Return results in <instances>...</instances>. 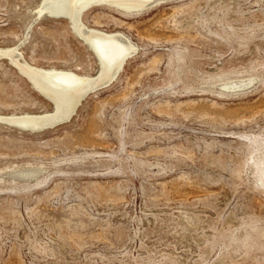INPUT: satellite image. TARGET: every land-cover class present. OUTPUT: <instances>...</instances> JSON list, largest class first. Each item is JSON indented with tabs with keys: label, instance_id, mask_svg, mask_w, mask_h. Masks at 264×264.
<instances>
[{
	"label": "rangeland",
	"instance_id": "obj_1",
	"mask_svg": "<svg viewBox=\"0 0 264 264\" xmlns=\"http://www.w3.org/2000/svg\"><path fill=\"white\" fill-rule=\"evenodd\" d=\"M42 5L0 0V48L95 77L93 49ZM129 11L83 7L133 52L52 124L2 118L55 106L0 56V264H264V0Z\"/></svg>",
	"mask_w": 264,
	"mask_h": 264
},
{
	"label": "bare ground",
	"instance_id": "obj_2",
	"mask_svg": "<svg viewBox=\"0 0 264 264\" xmlns=\"http://www.w3.org/2000/svg\"><path fill=\"white\" fill-rule=\"evenodd\" d=\"M106 1L114 3L124 10H143L160 0H43L39 12L64 14L73 23L76 32L97 53L100 62L98 74L93 77L80 76L71 70L63 69H39L21 62L15 48H0V56L4 54L9 61L28 76L37 89L45 92L50 98L59 104L60 110L35 115H20L2 117L10 122L22 124L50 123L53 120H62L66 117L76 101L83 96L86 87H100L117 74L126 56L132 51L133 46L120 33H103L90 30L79 19L81 10L92 2ZM85 9V8H84ZM131 12V11H129ZM135 52V51H134ZM20 71V72H21ZM29 79V80H30ZM95 85V86H93ZM41 92V91H40ZM83 94V95H82ZM45 95V94H44Z\"/></svg>",
	"mask_w": 264,
	"mask_h": 264
},
{
	"label": "water",
	"instance_id": "obj_3",
	"mask_svg": "<svg viewBox=\"0 0 264 264\" xmlns=\"http://www.w3.org/2000/svg\"><path fill=\"white\" fill-rule=\"evenodd\" d=\"M91 47V46H90ZM92 48V47H91ZM93 49V48H92ZM94 51V50H93ZM95 55L97 56L98 60H99V57L97 55V53L94 51ZM45 95L54 103V106L57 108L55 111H59L60 110V107H59V104L55 103V100H53L52 98H50L46 93ZM77 103V102H76ZM76 103L74 104V106L72 107L71 110H73V108L75 107ZM71 110L68 112L70 113ZM53 121H58V120H53ZM18 125H21V126H32V127H40V126H43V125H49L48 123L44 122V123H38V124H32V125H28V124H22V123H18V122H14Z\"/></svg>",
	"mask_w": 264,
	"mask_h": 264
}]
</instances>
